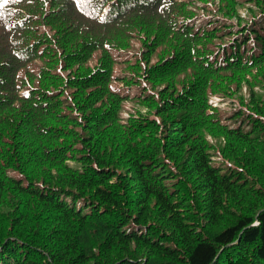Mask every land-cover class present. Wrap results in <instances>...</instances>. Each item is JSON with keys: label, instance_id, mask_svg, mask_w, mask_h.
<instances>
[{"label": "trees", "instance_id": "obj_1", "mask_svg": "<svg viewBox=\"0 0 264 264\" xmlns=\"http://www.w3.org/2000/svg\"><path fill=\"white\" fill-rule=\"evenodd\" d=\"M0 264H264V0H0Z\"/></svg>", "mask_w": 264, "mask_h": 264}, {"label": "rangeland", "instance_id": "obj_2", "mask_svg": "<svg viewBox=\"0 0 264 264\" xmlns=\"http://www.w3.org/2000/svg\"><path fill=\"white\" fill-rule=\"evenodd\" d=\"M102 12H105V10L102 9ZM220 109H221L223 112L229 111V108H227L226 105H221ZM209 141L212 142V139H210Z\"/></svg>", "mask_w": 264, "mask_h": 264}, {"label": "snow or ice", "instance_id": "obj_3", "mask_svg": "<svg viewBox=\"0 0 264 264\" xmlns=\"http://www.w3.org/2000/svg\"><path fill=\"white\" fill-rule=\"evenodd\" d=\"M5 2H6V0H5Z\"/></svg>", "mask_w": 264, "mask_h": 264}]
</instances>
